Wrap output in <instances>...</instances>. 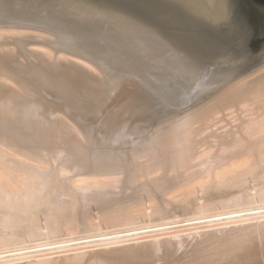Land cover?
<instances>
[{
  "label": "bare ground",
  "instance_id": "bare-ground-1",
  "mask_svg": "<svg viewBox=\"0 0 264 264\" xmlns=\"http://www.w3.org/2000/svg\"><path fill=\"white\" fill-rule=\"evenodd\" d=\"M0 264H264V21L0 0Z\"/></svg>",
  "mask_w": 264,
  "mask_h": 264
},
{
  "label": "water",
  "instance_id": "water-1",
  "mask_svg": "<svg viewBox=\"0 0 264 264\" xmlns=\"http://www.w3.org/2000/svg\"><path fill=\"white\" fill-rule=\"evenodd\" d=\"M238 11L253 23L260 25L264 21V0H234Z\"/></svg>",
  "mask_w": 264,
  "mask_h": 264
},
{
  "label": "rangeland",
  "instance_id": "rangeland-1",
  "mask_svg": "<svg viewBox=\"0 0 264 264\" xmlns=\"http://www.w3.org/2000/svg\"><path fill=\"white\" fill-rule=\"evenodd\" d=\"M30 32H31V31H30ZM35 33H36V31H35ZM40 34H41V33H40ZM233 43H234L233 41H230V42L224 43V44H222V45H220V46H218V47H216V48H214V49L211 48L209 52H212V53H213V52L216 51V52H219L220 54L223 55L226 51L230 50V49H228V47L231 46V45L233 46ZM234 45H235V44H234ZM232 46H231V47H232ZM231 47H230V48H231ZM218 55H219V54H218Z\"/></svg>",
  "mask_w": 264,
  "mask_h": 264
}]
</instances>
